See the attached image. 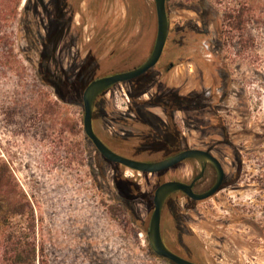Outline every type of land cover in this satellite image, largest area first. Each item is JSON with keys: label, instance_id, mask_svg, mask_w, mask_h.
I'll return each instance as SVG.
<instances>
[{"label": "rangeland", "instance_id": "obj_1", "mask_svg": "<svg viewBox=\"0 0 264 264\" xmlns=\"http://www.w3.org/2000/svg\"><path fill=\"white\" fill-rule=\"evenodd\" d=\"M166 6L162 59L137 82L135 100L129 83L98 99L94 129L133 136L126 153L142 161L171 155L173 141L211 151L225 171L223 188L196 204L175 194L163 235L198 264H264V0ZM130 8L128 0H0V166L9 168L18 212L1 221L11 208L0 192V244L6 228L34 227L46 264H169L149 249L154 192L165 181H189L198 165L186 160L161 175L115 167L83 127L86 86L138 65L154 48L155 0H141L136 17ZM165 90L188 107L173 114L172 128L162 108L141 103ZM191 95H202L196 112ZM148 131L157 139L141 136ZM118 175L148 197L122 198L128 187L117 189Z\"/></svg>", "mask_w": 264, "mask_h": 264}, {"label": "water", "instance_id": "obj_2", "mask_svg": "<svg viewBox=\"0 0 264 264\" xmlns=\"http://www.w3.org/2000/svg\"><path fill=\"white\" fill-rule=\"evenodd\" d=\"M167 0H155L157 14V37L155 45L150 57L139 67L110 76L101 77L92 81L84 90L83 93V127L86 137L94 145L98 153L108 162L119 164L125 168L139 173L155 174L173 168L174 166L193 159L198 163L200 174L195 178L198 181L202 178L205 166L210 163L217 171V179L213 187L202 194L193 192V184H188L183 181H166L160 184L153 197V211L151 214L148 241L152 252L172 264H198L190 261L170 250L165 244L162 236V215L167 199L176 192H182L186 196L196 200L204 201L213 197L221 188L225 177V171L221 162L210 152L199 149H187L172 157L160 161L147 162L137 159H132L110 149L103 140L97 135L93 125V115L97 98L109 88L116 84L126 83L134 78H137L147 71L154 68L160 61L169 35V21L166 8Z\"/></svg>", "mask_w": 264, "mask_h": 264}, {"label": "trees", "instance_id": "obj_3", "mask_svg": "<svg viewBox=\"0 0 264 264\" xmlns=\"http://www.w3.org/2000/svg\"><path fill=\"white\" fill-rule=\"evenodd\" d=\"M82 0H78V2H81ZM129 6L131 7V14L133 16H139V13L141 12V8H140V3L141 0H128ZM167 8V6H166ZM144 42L146 43V40H144ZM145 43H143V45H146ZM142 45V43H141ZM163 56V55H162ZM162 59V58H161ZM164 59V58H163ZM164 70V72L166 74L170 73V71L173 69L170 67V64L163 66L162 68ZM152 69L145 75L139 77L138 79L132 80L130 82V85L133 86L132 88V92H131V97L133 100L136 99L137 95L136 93H134L133 90L136 91L137 87L140 85H142V83L138 84L137 82L146 78L150 73H151ZM115 72L114 70L110 71V72H104V75H107V73L111 74ZM103 74H101V76H104ZM100 76V77H101ZM139 86V87H140ZM167 90V89H166ZM165 92H162L161 94H158L156 96H153L152 98H150L147 101L141 102L142 104H147L150 105L152 107H161V108H165L166 114H167V119L168 122L170 123L169 127H173V114L175 113V111L180 110V109H188V107L186 106H180L181 100H183L184 98H182L178 92H174L173 90H168ZM106 92H104L102 95H104ZM93 123H94V118H93ZM148 125V124H147ZM95 132L97 133V135L103 140V142L113 151L117 152L118 154H121L123 156L132 158V159H137L136 156H134L132 153L128 154L126 153L127 151H130L132 148V144H133V136L129 135L124 137V136H108V137H104L102 136L100 133H98V131ZM145 135H141L142 137H147V138H153V139H157L158 135L153 133V132H144ZM173 141V140H172ZM171 143H175L176 141H173ZM177 147V146H176ZM178 148V147H177ZM140 160V159H137ZM145 160V159H141ZM115 167H123L119 164H114ZM168 171V170H166ZM166 171L163 172H159L158 174H162ZM147 174V173H146ZM7 178V190H3L1 189V182ZM11 178V174L9 171V168L4 165V166H0V192H3V195L7 198V202L11 208V214H9V216H5L1 218V221H4L3 223L6 222V219H12V214L15 216L18 212H17V208L14 206L15 202L13 199H10V194L13 193L14 188L12 187L11 182L9 181V179ZM124 179V180H123ZM119 183H122L124 185V183L126 184V188L128 187V193L125 194L127 196L124 197L122 196V198L128 199L130 198V196L132 194V196L134 197H148L147 194H143L139 188V186H137V184L133 183V181H129L128 179L123 178L122 176L118 175V177L116 178V186L117 189H119L120 185ZM133 187V190H132ZM134 191V193H133ZM177 194H182V193H177ZM174 196L173 195L170 199H172ZM133 197V198H134ZM131 198V199H133ZM169 199V200H170ZM124 200V199H123ZM167 204L163 210V216H162V223L164 221V217L167 210ZM113 214L115 215L116 212H122V208L120 206H113ZM173 217L176 216L177 211L174 212L175 209H173ZM5 225V224H3ZM34 229V227H33ZM33 229L32 227H28L25 230H21V231H14V230H9L8 228H6L4 230L3 233V241L0 244V260L3 261V263L5 264H46V261L42 258L43 256V249L38 248L36 242L33 240L32 235L33 233ZM168 247L170 250H172L174 253L180 255L179 253L175 252L170 245L168 244ZM150 252L151 254L159 259H162L158 256H156L151 248ZM190 261H193L195 263H197L196 259H191L190 257H185L183 255H180ZM164 260V259H162ZM166 262L170 263L169 261L165 260Z\"/></svg>", "mask_w": 264, "mask_h": 264}, {"label": "flooded vegetation", "instance_id": "obj_4", "mask_svg": "<svg viewBox=\"0 0 264 264\" xmlns=\"http://www.w3.org/2000/svg\"><path fill=\"white\" fill-rule=\"evenodd\" d=\"M153 51V50H152ZM152 51H151V53H152ZM151 53H150V55H151ZM150 55H145V57H144V59H142L139 63H138V65H136V66H133V67H131V68H126L125 70H120V71H115V72H113V73H111V74H108V75H104V76H101V77H105V76H110V75H114V74H117V73H123V72H127V71H130V70H133V69H135V68H137V67H139V66H141L149 57H150ZM162 58V57H161ZM161 60V59H160ZM160 62V61H159ZM158 65V64H157ZM156 65V66H157ZM155 66V67H156ZM170 67L171 68H174V66H173V64H170ZM153 69V68H152ZM150 71V70H149ZM149 71H147L145 74H147ZM145 74H143V75H145ZM143 75H141V76H143ZM141 76H139V77H141ZM101 77H98V78H101ZM139 77H137V78H134V79H132V80H135V79H138ZM97 78V79H98ZM132 80H130V81H128V82H126V83H129L130 84V82L132 81ZM94 81V80H93ZM92 82V81H91ZM90 82V83H91ZM44 83L46 84V85H51V86H55L56 85V83H54V82H52L50 79H47V80H45L44 81ZM89 83V84H90ZM88 84V85H89ZM121 84V83H120ZM87 85V86H88ZM117 85H119V84H116V85H114V86H112L111 88H109L107 91H105L106 93L108 92V91H110L113 87H115V86H117ZM86 86V87H87ZM104 93V92H103ZM102 93V94H103ZM102 94L97 98V100H96V104H97V101H98V99L102 96ZM83 98V97H82ZM221 98H223V96H221ZM150 99V98H149ZM200 99H202V95H199V96H194V95H191V103H193L195 106H193L192 108H189L191 111H193V112H196V111H198L199 109H197V106H196V102L198 101V100H200ZM197 100V101H196ZM223 101V100H222ZM199 102V101H198ZM96 104H95V108H96ZM192 105V104H191ZM159 108H161V107H159ZM162 110H163V113H164V115L167 117V114H166V111H165V108H162ZM94 112H95V109H94ZM176 112V111H175ZM174 116V115H173ZM93 118H94V115H93ZM93 125H94V123H93ZM165 127H168V128H170L169 127V125L167 124V125H165ZM168 148V150H169V152L171 153V155H168V156H166V157H164L163 159H160V160H164V159H166V158H169V157H172V156H174V155H176V154H178V153H180V152H183V151H185V150H187L188 148H185V147H183V148H177L176 147V144L175 143H170L169 144V146L167 147ZM189 149H199V150H205V149H200V148H189ZM205 151H208V152H210L211 153V151H209V150H205ZM212 154V153H211ZM213 155V154H212ZM160 160H156V161H160ZM190 161H193L194 163H196L197 165H198V163L195 161V160H193V159H189ZM147 162H154V161H147ZM181 164V163H180ZM179 165V164H178ZM221 165H222V163H221ZM177 166V165H176ZM176 166H174V167H176ZM173 167V168H174ZM222 167H223V165H222ZM224 169V168H223ZM200 168H199V166H198V172L197 173H194L193 174V176H192V178L189 180V181H187V182H185V183H188V184H192L193 182H194V184H193V192L195 193V194H202V193H205V192H207L209 189H211V187H213V185L215 184V182H216V179H217V171H216V169H215V167L212 165V164H210V163H208L206 166H205V169H204V172H203V176H202V178L200 179V180H198V181H195V178L200 174ZM211 174V179L207 182V178L209 177V175ZM225 179H226V175H225V177H224V180H223V182H222V185H221V188H223V185H224V183H225ZM170 181H174V180H170ZM176 181H180V180H176ZM166 182V181H165ZM184 182V181H183ZM220 188V189H221ZM177 193H182V192H176V193H173L168 199H167V201H166V203H165V206H166V204H167V202H168V200L173 196V195H175V194H177ZM182 195H184V196H186L184 193H182ZM188 197V196H187ZM188 199H189V201H191L192 203H194V204H196V203H198V202H201V201H196V200H194V199H192V198H190V197H188ZM165 206H164V208H165ZM163 216V215H162ZM162 236H163V240H164V242H165V244L167 245V247H168V243H167V240H166V238L164 237V235H163V230H162ZM169 248V247H168Z\"/></svg>", "mask_w": 264, "mask_h": 264}]
</instances>
